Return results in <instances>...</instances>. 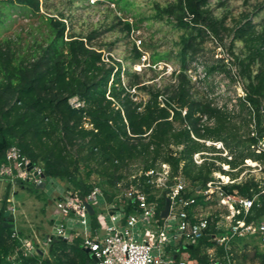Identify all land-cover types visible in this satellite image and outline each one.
Segmentation results:
<instances>
[{
	"label": "trees",
	"instance_id": "trees-1",
	"mask_svg": "<svg viewBox=\"0 0 264 264\" xmlns=\"http://www.w3.org/2000/svg\"><path fill=\"white\" fill-rule=\"evenodd\" d=\"M7 3L39 13V0ZM208 4L209 0H175L161 11L174 17L181 29L206 28L217 35L219 22L209 14ZM43 19L48 35L30 55L20 54L8 44L0 45V164L5 163L7 150L16 146L32 163L42 164L46 179L70 183L74 188L66 190L77 191L85 199L94 186L113 189L129 174L122 171L134 163H139L142 171L168 165L169 184L182 178L187 185L184 197L188 198L196 187L211 181L213 173L230 176L232 181L239 177L246 159L264 162V152L257 154L251 149L264 132V24L256 30L251 21H246L234 30V39L246 49L244 58L239 60L244 96L235 100V115L227 106L219 108L193 99L183 72L178 83L164 92L138 87V83L125 86L120 65L106 62L101 52L90 45L91 36L67 37L64 21ZM185 48L181 52L183 61ZM132 88L145 90L148 99L137 102ZM72 99L80 106L71 105ZM251 117L256 121L255 137L250 136L248 128ZM241 128L245 130L239 133ZM206 141L221 142L231 159L218 155L221 151L207 146ZM200 152L213 155L202 156L205 160L196 165L193 156ZM222 163L230 171L223 170ZM80 170L85 180L77 179ZM92 175L102 182H90ZM140 184L149 194L150 186L142 177ZM259 185L250 177L225 185L223 190L226 194L252 197L259 192ZM103 192L110 200L109 189L103 187ZM165 194L161 192L156 200L159 220ZM7 199L8 194L0 208V264H94L81 247L79 237L70 242L52 239L46 256L37 250L24 254L22 233L16 231L15 236L14 228L2 225ZM196 202L202 203V198L197 197ZM126 210L132 211L130 207ZM90 219L96 226V215H90ZM208 219L206 235L196 244L173 253L176 261L182 257L188 264H209L207 251L214 248L215 256L224 263L229 259L231 264H264V251L260 250L257 237H247L249 242L232 237L227 248L217 246L212 236L229 233L214 229L217 218ZM262 219L264 195L254 202L245 221L250 224Z\"/></svg>",
	"mask_w": 264,
	"mask_h": 264
},
{
	"label": "rangeland",
	"instance_id": "rangeland-1",
	"mask_svg": "<svg viewBox=\"0 0 264 264\" xmlns=\"http://www.w3.org/2000/svg\"><path fill=\"white\" fill-rule=\"evenodd\" d=\"M174 3L175 0H39V13L35 14L27 8L0 0V45L8 44L16 52L30 55L36 44H43L48 35L43 18H58L66 25L67 37L91 36L90 45L101 52L105 61L120 65L125 86L138 83V87L164 92L178 83V76L183 72L193 99L219 108L227 106L237 115L235 100L244 96L239 60L244 58L246 49L241 41L234 39L233 34L235 28L246 21H251L256 30L260 29V25L264 24V0H209L206 9L219 22L217 35L206 28L178 27L174 17H168L161 11ZM184 48L183 61L181 52ZM210 68L212 70L208 71ZM131 92L137 102L148 99L145 90L132 88ZM236 120L239 125L240 118ZM244 130L241 128L239 133ZM211 155L207 153L205 156L210 158ZM246 161L249 163L244 161L238 179H261L264 164H259L260 171L253 165L255 161ZM140 167L139 163H134L122 172L134 174ZM226 170L230 171L229 166ZM221 176L226 178L225 181L230 180V176ZM126 178L122 183L126 182ZM77 179L85 180L82 170ZM97 180L102 182L103 179H98L96 175L90 178L92 183ZM12 183L0 181V208L8 194L10 202L6 200V207H13L16 212L14 228L17 232L20 230L23 241L46 256V239L54 226L57 198L62 189L74 187L66 181L52 178H47L45 188L37 191L32 182L15 179ZM117 184L113 189L106 185L102 188L113 192ZM12 186L15 195H9ZM98 199L101 201L100 197ZM202 214L218 216L220 225H223L221 231H226L229 223L226 216L230 214L224 207L212 204ZM246 238L244 240L249 242L250 238ZM259 248L264 251L261 244ZM208 253V256L215 254L212 251Z\"/></svg>",
	"mask_w": 264,
	"mask_h": 264
},
{
	"label": "built area",
	"instance_id": "built-area-1",
	"mask_svg": "<svg viewBox=\"0 0 264 264\" xmlns=\"http://www.w3.org/2000/svg\"><path fill=\"white\" fill-rule=\"evenodd\" d=\"M70 104L74 107L80 106L75 99H72ZM255 126V118L251 117L249 122L251 137L256 136ZM261 126L264 128V115L261 118ZM206 143L221 150L220 155L223 157L231 159L221 142L206 141ZM251 149L257 154L264 152V132ZM205 155H207L206 152L194 154V163L200 165L205 160L202 158ZM5 160V163L0 164V181L7 180L12 183L18 179L32 182L36 186L43 180L46 184L42 164L32 163L16 146L7 150ZM245 163L249 162L245 160ZM260 163L264 164V162L255 161L253 165L260 169ZM221 167L227 171L228 165L224 164ZM262 171L264 173V170ZM127 177L125 183L118 182L117 189L110 192V200L105 197L103 188L99 186H94L85 199L81 198L77 191L62 189V194L56 201L54 226L46 243L49 244L52 239L57 238L70 242L79 237L81 247L88 250L94 264H188L187 262L175 263V257L172 255L179 248L196 244L206 235L210 220L209 216L202 214V211L215 204L224 207L230 214L226 216L229 220L226 232L229 235L214 234L212 236L217 246L227 248V243L232 237L248 236L257 237L259 243L264 246V219L250 224L245 221L254 202L260 195H264V174L261 179L253 177L260 185L259 192L254 193L252 197H243L236 193L226 194L223 187L238 183L240 179L225 181L223 176L213 173L211 181L205 186L196 187L192 196L185 198L184 195L187 192L185 181L178 178L170 185V168L166 164H159L146 171L138 169V172ZM140 177L149 184L151 189L149 194L142 190ZM161 192H166L165 200L169 199L170 205L167 216L160 217L161 220H159L156 216V200L157 193ZM197 197L202 198V203L196 202ZM85 202L93 208L96 226L90 223ZM127 207H130L132 211L128 213ZM7 210L12 214L15 213L13 207ZM237 216L241 217L237 218ZM213 218H217L214 229L221 230L223 225H220V219L216 215ZM13 235L16 236L15 229ZM173 247L178 249L171 254L169 248ZM21 249L25 254L35 252L31 244L23 240H21ZM209 251L215 252V249H209L207 252ZM209 257V264H231L229 259H226L224 263L215 254H210Z\"/></svg>",
	"mask_w": 264,
	"mask_h": 264
},
{
	"label": "water",
	"instance_id": "water-1",
	"mask_svg": "<svg viewBox=\"0 0 264 264\" xmlns=\"http://www.w3.org/2000/svg\"><path fill=\"white\" fill-rule=\"evenodd\" d=\"M44 185H45V182L42 180L39 184H37L35 186V188L37 190H42V189H44ZM84 205H85L89 215H92L93 214V208L86 202ZM169 205H170V201H169V199H166L164 208L160 213L161 218H165L167 216L168 210H169ZM13 217H14V215L12 213H10L9 210H5V212L3 214V223H2L3 227L13 228V221H14ZM84 251H85V253H88V250L85 249Z\"/></svg>",
	"mask_w": 264,
	"mask_h": 264
},
{
	"label": "crops",
	"instance_id": "crops-1",
	"mask_svg": "<svg viewBox=\"0 0 264 264\" xmlns=\"http://www.w3.org/2000/svg\"><path fill=\"white\" fill-rule=\"evenodd\" d=\"M27 182H29V181H27ZM8 187H9V186H8ZM10 189H12V190H10L9 195H11V194L15 195L16 192H14L13 186H12V188H10ZM7 200H8V199H7ZM8 201H9V200H8ZM9 202H10V201H9ZM15 213H16V212H15ZM15 213L13 214V215H14V217H13L14 219H15ZM53 219H54V218H53ZM90 223H91V219H90ZM13 224H14V221H13ZM91 225H92V223H91ZM13 228H14V225H13ZM14 229H15V228H14ZM15 230H16V229H15ZM19 231H20V230H19ZM19 231H18V232H19ZM176 249H178V248H174V247L171 248V249L169 248V253L172 254L173 252H175ZM178 250H179V249H178ZM178 250H177V251H178ZM172 256H173V255H172ZM174 259H175V258H174ZM178 262H186V260L183 259L182 257H180L179 260H177V261L175 260V263H178Z\"/></svg>",
	"mask_w": 264,
	"mask_h": 264
},
{
	"label": "bare ground",
	"instance_id": "bare-ground-1",
	"mask_svg": "<svg viewBox=\"0 0 264 264\" xmlns=\"http://www.w3.org/2000/svg\"><path fill=\"white\" fill-rule=\"evenodd\" d=\"M224 180H226V178L224 177Z\"/></svg>",
	"mask_w": 264,
	"mask_h": 264
}]
</instances>
